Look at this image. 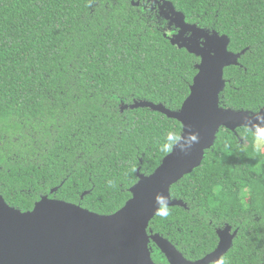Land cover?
Segmentation results:
<instances>
[{
  "label": "trees",
  "instance_id": "obj_1",
  "mask_svg": "<svg viewBox=\"0 0 264 264\" xmlns=\"http://www.w3.org/2000/svg\"><path fill=\"white\" fill-rule=\"evenodd\" d=\"M170 1L187 22L228 35L229 49L242 52L225 68L220 104L264 107V0ZM137 2L0 0V194L10 205L30 210L48 195L113 213L132 196L139 168L152 173L179 139L180 121L129 105L149 100L178 110L200 57L172 42L179 27L158 7ZM257 139L247 126L222 127L201 165L172 185V198L187 206L163 205L149 229L196 260L230 225L233 245L211 264H264ZM151 246L154 260L167 263Z\"/></svg>",
  "mask_w": 264,
  "mask_h": 264
},
{
  "label": "water",
  "instance_id": "obj_2",
  "mask_svg": "<svg viewBox=\"0 0 264 264\" xmlns=\"http://www.w3.org/2000/svg\"><path fill=\"white\" fill-rule=\"evenodd\" d=\"M155 1L164 17L180 28L172 42L200 57L198 71L178 110L149 100H135L129 106L150 107L177 119L182 124L179 139L152 173L139 168L138 180L130 187L132 196L110 214L48 195L23 211L0 194V264H159L152 257L150 240L168 264H211L232 247L237 230L230 225L218 230L216 248L196 260L187 259L163 235L148 232L163 205L187 206L183 199L172 198V185L201 165L222 127L236 131L247 126L257 135L264 133V107L251 112L220 104L225 68L238 64L242 54L229 49V36L187 22L170 0ZM187 32L191 34L185 36Z\"/></svg>",
  "mask_w": 264,
  "mask_h": 264
},
{
  "label": "clouds",
  "instance_id": "obj_3",
  "mask_svg": "<svg viewBox=\"0 0 264 264\" xmlns=\"http://www.w3.org/2000/svg\"><path fill=\"white\" fill-rule=\"evenodd\" d=\"M261 131L264 132V129H261ZM168 139H172V137L169 136ZM255 147H256V151L257 152L264 151V141L257 140ZM244 191L246 193L247 192V189H245ZM221 192H222V188L219 185H216V186H214L212 188V193L214 195H216V196L220 195ZM210 205L212 207H215V202L214 201H210ZM222 264H223V262H222Z\"/></svg>",
  "mask_w": 264,
  "mask_h": 264
},
{
  "label": "flooded vegetation",
  "instance_id": "obj_4",
  "mask_svg": "<svg viewBox=\"0 0 264 264\" xmlns=\"http://www.w3.org/2000/svg\"><path fill=\"white\" fill-rule=\"evenodd\" d=\"M138 1H140V0H138ZM143 1V0H142ZM149 3H151V5H152V7H158L159 8V6H160V4L157 2V1H155V0H147ZM160 9V8H159ZM179 30H180V28H178L177 29V32L176 33H173V35L174 34H177L178 32H179ZM191 34V32H187V33H185V36L186 35H190ZM201 40H203V38L201 39ZM232 231H235L233 228H232ZM148 232L150 233V234H152L153 232L151 231V228L149 229L148 228ZM154 242L153 240H150V243H149V246H150V248H151V251H152V246H151V244ZM218 242H219V236H218ZM155 243V242H154ZM156 244V243H155ZM217 245H218V243H217ZM152 257H153V255H152ZM223 257V256H222ZM154 259V258H153ZM167 260V259H166ZM155 262H157V261H155ZM157 263H159V262H157ZM159 264H164V263H159ZM165 264H168V261H167V263H165Z\"/></svg>",
  "mask_w": 264,
  "mask_h": 264
},
{
  "label": "rangeland",
  "instance_id": "obj_5",
  "mask_svg": "<svg viewBox=\"0 0 264 264\" xmlns=\"http://www.w3.org/2000/svg\"><path fill=\"white\" fill-rule=\"evenodd\" d=\"M257 140L264 141V133L262 135H258Z\"/></svg>",
  "mask_w": 264,
  "mask_h": 264
},
{
  "label": "snow or ice",
  "instance_id": "obj_6",
  "mask_svg": "<svg viewBox=\"0 0 264 264\" xmlns=\"http://www.w3.org/2000/svg\"><path fill=\"white\" fill-rule=\"evenodd\" d=\"M197 37L196 36H194V39H196Z\"/></svg>",
  "mask_w": 264,
  "mask_h": 264
}]
</instances>
